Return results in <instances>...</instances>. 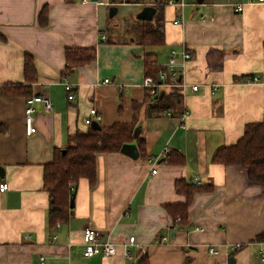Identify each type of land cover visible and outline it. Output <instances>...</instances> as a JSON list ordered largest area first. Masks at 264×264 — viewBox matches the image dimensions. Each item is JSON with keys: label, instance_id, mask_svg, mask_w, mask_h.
Instances as JSON below:
<instances>
[{"label": "crops", "instance_id": "obj_1", "mask_svg": "<svg viewBox=\"0 0 264 264\" xmlns=\"http://www.w3.org/2000/svg\"><path fill=\"white\" fill-rule=\"evenodd\" d=\"M240 2L163 4L165 43L145 46L110 29L111 5L124 17L137 15L141 2L0 0V181L9 183L0 192V264H138L144 257L150 264H264V242L254 240L264 230V183L250 181L241 166L212 160L219 147L243 136L247 123L264 118V3L239 11ZM183 46L193 57L176 66L182 104L151 113L146 60L160 69L171 49ZM75 48L94 49L96 58L68 67L66 52ZM27 53L35 62L33 81L25 75ZM254 75L261 81L247 82ZM10 84L28 85L32 95L52 101L51 112L34 104L32 134L26 130L29 95L22 88L8 94L3 86ZM92 107L102 126L136 124L142 153L136 141L99 152L94 183L83 177L71 186L69 219L52 226L44 167L71 134L89 128L84 119ZM170 152L178 160H169ZM168 204L187 205V221L175 223ZM89 223L102 240L134 235L132 257L84 256ZM236 244L242 246L234 250Z\"/></svg>", "mask_w": 264, "mask_h": 264}, {"label": "trees", "instance_id": "obj_2", "mask_svg": "<svg viewBox=\"0 0 264 264\" xmlns=\"http://www.w3.org/2000/svg\"><path fill=\"white\" fill-rule=\"evenodd\" d=\"M118 1V0H113ZM139 0H134L138 2ZM156 12L152 20H140L138 28L139 42L145 46H156L165 43V18L163 4L154 5ZM46 8L40 12V21L47 24ZM69 66H78L96 58V52L91 48L68 49L66 52ZM24 70L27 81L36 78V67L32 54L25 55ZM159 67L150 59L146 60L145 75L157 78ZM8 94H16L22 88L28 95H32L30 86L13 85L3 86ZM148 110L151 113L167 112L182 104L181 88L173 87L163 96H150ZM170 113V112H167ZM134 123H117L112 126L93 128L92 125L85 131H76L69 136L68 145L63 150H55L53 160L44 167V188L49 193L48 220L54 226L57 221H67L70 216V198L74 194L70 188L75 187L81 178H88L94 183L96 178V155L99 152L119 151L128 142L136 141L139 151L143 139L135 137ZM142 153V152H141ZM169 160L173 159L170 152ZM181 158V157H180ZM183 160V156L182 159ZM212 160L226 165H238L246 170L247 177L252 182L264 183V118L262 121L247 123L243 136L232 145L219 147L213 154ZM192 192L189 193V197ZM187 205L168 204L167 207L174 217V222L187 221ZM181 217V220H177ZM257 242H264V230L254 238ZM138 264H150L146 257Z\"/></svg>", "mask_w": 264, "mask_h": 264}, {"label": "built area", "instance_id": "obj_3", "mask_svg": "<svg viewBox=\"0 0 264 264\" xmlns=\"http://www.w3.org/2000/svg\"><path fill=\"white\" fill-rule=\"evenodd\" d=\"M192 4H198L196 0H191ZM163 4L175 5L180 8H184V6L188 3L187 0H165L162 2ZM251 3H264V0H245V2H240L236 6V10H243L246 4ZM156 4V3H151ZM193 57L192 52L186 47L182 48H172L168 57L166 64L158 70L157 78L155 79L153 76L145 75L144 85L147 88L150 96H160L162 89H167L170 87H179L182 88L184 83L180 80L181 72L176 68L177 64L180 62L185 64L188 59ZM108 82L109 79L106 78L104 80ZM259 76H252L247 78V82H260ZM66 90L69 92L68 98L74 99L75 95L71 92L72 85L70 83H66ZM198 84L193 85L192 88L194 90L198 89ZM164 95V94H163ZM42 103L47 111H52L53 104L49 96L47 95H31L26 99V130L28 134H32L36 132V126L34 125V116L35 112V103ZM186 112L182 114L185 116ZM102 119L100 112L96 107H92L89 110V115L85 117L84 124L87 127H90L93 122H99ZM164 152H168V148H165ZM153 166L156 165V159H149ZM157 171L156 168L152 169V172L155 173ZM9 188V183L7 181H0V192H5ZM177 220H181V217H178ZM84 235V251L83 254L86 257H91L94 255H102L105 257L117 256L119 253L126 258L132 257V252L129 249V245H133L136 243V237L134 235L129 236L127 240L124 241H115L112 239L102 240L100 237V231L95 228L92 224H88L85 226L83 230ZM242 244H236L234 246V250L239 249ZM208 251L211 254H218L219 250L214 246H209ZM44 259V258H42Z\"/></svg>", "mask_w": 264, "mask_h": 264}, {"label": "rangeland", "instance_id": "obj_4", "mask_svg": "<svg viewBox=\"0 0 264 264\" xmlns=\"http://www.w3.org/2000/svg\"><path fill=\"white\" fill-rule=\"evenodd\" d=\"M153 1L155 0H139L138 2H141V4H143L144 6L146 4L153 5L151 4ZM187 1H190V0H187ZM109 12H110V8H109ZM126 13L124 14L126 15L124 17H122V14L120 12L117 14V16L114 15L110 17L111 18L110 29L112 31H116L113 34V36L118 37L119 39L127 38L129 35H132L135 37L139 36L138 28L140 25V19L137 18V15L136 14L134 15V13L133 14H129V13L126 14ZM120 18H124V19H120ZM114 24H117V25H114Z\"/></svg>", "mask_w": 264, "mask_h": 264}, {"label": "water", "instance_id": "obj_5", "mask_svg": "<svg viewBox=\"0 0 264 264\" xmlns=\"http://www.w3.org/2000/svg\"><path fill=\"white\" fill-rule=\"evenodd\" d=\"M92 1H98V0H92ZM196 1L197 3H203L205 0H196ZM117 12H118V7L116 5H111L109 15L112 17ZM155 12L156 9L153 5H145L142 8V10L137 14V18H139L140 20H152ZM92 127L99 128L100 123L95 121L92 123ZM63 151L65 152V149H63ZM74 203H75V195H72V197L70 198V207H74Z\"/></svg>", "mask_w": 264, "mask_h": 264}]
</instances>
